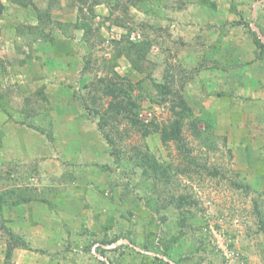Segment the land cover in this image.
<instances>
[{"label": "rangeland", "instance_id": "374dc122", "mask_svg": "<svg viewBox=\"0 0 264 264\" xmlns=\"http://www.w3.org/2000/svg\"><path fill=\"white\" fill-rule=\"evenodd\" d=\"M84 1L0 0V264H264V0ZM129 31L153 44L140 69ZM174 93L182 150L158 131Z\"/></svg>", "mask_w": 264, "mask_h": 264}, {"label": "trees", "instance_id": "16d2710c", "mask_svg": "<svg viewBox=\"0 0 264 264\" xmlns=\"http://www.w3.org/2000/svg\"><path fill=\"white\" fill-rule=\"evenodd\" d=\"M82 3H86L84 0H79ZM145 1H152V0H130V3L134 4L135 6L139 7L142 2ZM94 4H98L97 1H95ZM3 9V4L0 3V12ZM91 11L93 12V9H91ZM238 24L240 23L239 21L237 22ZM85 25V23L79 25V28H83ZM86 30H90V28H86ZM252 34L254 35V41L255 43L258 45V47H260V49L264 50V42L262 41V39L260 38L259 34L252 30ZM116 43L119 45L120 49H119V53L118 56L120 54L125 55L129 61L132 63V65L137 68L140 69V64L141 61L147 58V54L149 52V50L152 47V42L145 38L141 41H133L130 39V31L128 34H124L121 39L116 40ZM123 50V51H122ZM122 52V53H121ZM102 81H106L108 82L109 80L103 79ZM155 85L158 87L159 91L162 94H173V90L171 89L170 86H168V83H158L155 82ZM129 90L121 83H112L111 81L105 85V93L108 95H111L112 97V101L109 104V108L107 113H116V117L118 115H125L126 118H129L128 113L126 111V108L129 106L130 103H132L133 105H135L136 103L133 101V99H131L130 94H129ZM175 96H177V100L174 102L173 108L175 109L176 107H180L181 109L179 111L175 110V115L176 117L167 125H164L161 128H158V131L161 133V137L163 142L167 143L169 141H175L178 145V147L182 150V148L185 145L184 142V138L182 136V128L184 125V120L186 119V113L191 112V108L188 105L187 101L184 99V97H182L179 93H174ZM129 100H127V99ZM95 101H96V97H95ZM130 101V103H129ZM124 111H126L124 113ZM130 120L133 123H138L139 119H138V113L136 114V117H130ZM196 124V123H195ZM151 132L150 129H145L144 131V135L149 134ZM108 142H110L109 138H108ZM146 159V161H145ZM144 164L149 165L148 167L152 168L154 173L156 175H159L160 173H165L166 169L164 167H162L161 164L158 163V161L156 159H153L152 157H149L148 154L145 155L144 157ZM14 192V191H13ZM2 199H4L5 197H1ZM180 202L179 204L181 206H183V204H185V202H187L188 197L187 196H181L180 197ZM30 198L28 197H22L19 202H26L28 201ZM5 201H0V211L2 210L3 204ZM190 203V201H188ZM117 240V239H116ZM115 240H113L114 242ZM103 243V242H102ZM102 245V244H101ZM155 264H162L160 263L161 258L160 257H155Z\"/></svg>", "mask_w": 264, "mask_h": 264}, {"label": "crops", "instance_id": "0c3cea01", "mask_svg": "<svg viewBox=\"0 0 264 264\" xmlns=\"http://www.w3.org/2000/svg\"><path fill=\"white\" fill-rule=\"evenodd\" d=\"M257 176H263V178H264V173L258 172ZM63 210L64 209L60 210L61 215H58V216H55L54 211H51L50 214L48 215V217L45 218V216H44L43 218H40L38 223L33 225L34 228L32 231V238H33L34 242H36L38 244H41L43 242H47L46 241V239L48 238L47 233H49V231H52L51 229L46 228V226L49 225L50 219H52V218L57 219L58 225H61V224H63L62 217L63 218H69L68 216H65V214H67V212L65 210L64 211ZM49 235H50V233H49ZM28 263L36 264L34 259L32 261H29Z\"/></svg>", "mask_w": 264, "mask_h": 264}, {"label": "built area", "instance_id": "2783aa9c", "mask_svg": "<svg viewBox=\"0 0 264 264\" xmlns=\"http://www.w3.org/2000/svg\"><path fill=\"white\" fill-rule=\"evenodd\" d=\"M217 248H220L221 247V241H220V239L219 240H217ZM223 251H224V254L226 255V257H230V256H232L233 254H231L232 253V250H230V249H223ZM226 259H228V258H226ZM229 260H227V263L228 264H233L232 263V261H229ZM238 263H240L239 261H238ZM241 264V263H240Z\"/></svg>", "mask_w": 264, "mask_h": 264}, {"label": "clouds", "instance_id": "9594fccd", "mask_svg": "<svg viewBox=\"0 0 264 264\" xmlns=\"http://www.w3.org/2000/svg\"><path fill=\"white\" fill-rule=\"evenodd\" d=\"M103 259V258H102Z\"/></svg>", "mask_w": 264, "mask_h": 264}]
</instances>
